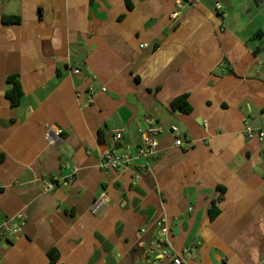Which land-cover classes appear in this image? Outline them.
<instances>
[{
    "label": "crops",
    "instance_id": "crops-1",
    "mask_svg": "<svg viewBox=\"0 0 264 264\" xmlns=\"http://www.w3.org/2000/svg\"><path fill=\"white\" fill-rule=\"evenodd\" d=\"M245 122L264 130V0H0V222L26 219L0 264H173L163 219L184 264H264V137ZM157 125L188 141L166 131L139 178L100 168Z\"/></svg>",
    "mask_w": 264,
    "mask_h": 264
},
{
    "label": "built area",
    "instance_id": "built-area-1",
    "mask_svg": "<svg viewBox=\"0 0 264 264\" xmlns=\"http://www.w3.org/2000/svg\"><path fill=\"white\" fill-rule=\"evenodd\" d=\"M218 11L223 10L221 4L216 5ZM179 16L178 12H174L172 15L173 19H177ZM80 69L74 68L72 70L73 75H78ZM102 91H106L105 87L101 88ZM97 90L92 86L89 87L87 91L88 102L93 103L94 97ZM166 131L170 132L175 137V142L177 145H184L188 141V137L182 133L177 125H171L168 130L163 125H157L150 127L147 131L143 132V139L139 146L133 147L129 144H123V153H117L112 150H106L103 153L102 160L100 162V168L103 170L114 169V170H124L135 167L137 170V178L140 177V173L149 170L150 164L158 156V146L161 135ZM61 130L59 128H48L45 132L46 140L55 144L59 140ZM124 130L116 129L111 132V140L114 145H120L123 139ZM245 135L248 138L253 137H264V130L254 129L249 122H245ZM137 161H140L136 164ZM71 181V179L69 180ZM67 181V182H69ZM59 180H53L46 184V188L50 189L54 185L59 184ZM106 202V195L102 193L98 199L95 201L93 211H96ZM26 223L25 215L23 212H18L11 217H7L5 220L0 222V242L3 240H11L23 233V229ZM171 227L167 224L166 220L163 219V227L161 232L162 237L157 238L154 241L156 257L157 259H172L173 264H184V254H189L190 249L185 248L182 252H176L172 247L169 240L167 239Z\"/></svg>",
    "mask_w": 264,
    "mask_h": 264
},
{
    "label": "trees",
    "instance_id": "trees-1",
    "mask_svg": "<svg viewBox=\"0 0 264 264\" xmlns=\"http://www.w3.org/2000/svg\"><path fill=\"white\" fill-rule=\"evenodd\" d=\"M17 19L18 18H16V17H9V16L4 17V20L6 22H12V21H15ZM9 81L12 83V87L8 91V96H9L12 104L15 105V104L19 103L20 98L22 96V91H21L20 83L15 76H11L9 78ZM172 106L174 109L181 110L182 112H185V113H188L191 111V106L189 105V103L187 101L186 95H182L180 97H177L172 102ZM215 211L216 210L213 209V213ZM50 256H51V264H52L57 260V254H55V250L51 251Z\"/></svg>",
    "mask_w": 264,
    "mask_h": 264
}]
</instances>
